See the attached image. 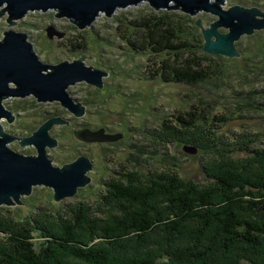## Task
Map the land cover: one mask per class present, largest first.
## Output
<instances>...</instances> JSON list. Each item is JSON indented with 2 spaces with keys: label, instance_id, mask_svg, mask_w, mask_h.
I'll return each instance as SVG.
<instances>
[{
  "label": "rangeland",
  "instance_id": "1",
  "mask_svg": "<svg viewBox=\"0 0 264 264\" xmlns=\"http://www.w3.org/2000/svg\"><path fill=\"white\" fill-rule=\"evenodd\" d=\"M221 5L225 9L235 5L257 7L264 12V0H226ZM5 8L6 5L0 6V12ZM178 8L156 10L144 1L119 8L111 16L104 12L84 28L72 22L75 18L57 17L58 9L31 10L15 19L14 25L8 22V11L0 17L1 41L6 31L23 32L44 63L83 59L86 65L108 74L101 88L87 81L66 88L71 99L85 108L81 116L75 115L61 101L41 102L35 95L3 100L16 116L12 122L7 118L0 120V131L3 129L17 136L10 143L13 150L37 155L35 146H22L21 139L32 135L48 119L59 117L65 123L56 124L50 130L51 136L58 140L56 147L48 149L54 164L62 167L85 155L93 162V168L88 172L90 182L79 188L74 196L58 201L53 188L35 186L30 195L20 199L23 204L0 206V219L10 221L17 229L35 228L46 221L52 225L60 218H71L72 211L89 207L94 212L105 211L102 217L111 221L119 209L104 201L108 193L106 181L126 179L125 175L133 174L147 182L149 176L172 172L185 179L206 182L203 163L220 159L227 148L232 151L242 145L264 148V28L252 35H243L236 42L238 55H214L202 50L214 58L223 57L228 71H218L217 75L196 85L165 83L161 78L150 76L154 67L149 65L153 64L154 55L133 50L127 39L132 36L131 21L162 10L188 13ZM190 15L199 23L197 27L201 33L220 19L208 11ZM50 26L64 32L63 38L51 39L47 32ZM219 31L227 33L230 29L221 26ZM203 41L205 44V38ZM202 108L207 122L198 125L208 134L216 132L207 136L209 145L212 141L216 150L190 151V144H182L175 137L164 142L160 137L159 129L165 119L173 120L182 112H199ZM80 128H106L124 136L115 142L89 143L76 138L75 131ZM3 235L0 232L1 239ZM242 247L238 249L241 251ZM245 248L249 249L241 255L252 258L254 263L264 264V257L256 254L255 249Z\"/></svg>",
  "mask_w": 264,
  "mask_h": 264
},
{
  "label": "trees",
  "instance_id": "2",
  "mask_svg": "<svg viewBox=\"0 0 264 264\" xmlns=\"http://www.w3.org/2000/svg\"><path fill=\"white\" fill-rule=\"evenodd\" d=\"M167 10L131 21L127 42L154 55L151 78L196 85L228 71L223 57L202 51L204 34L190 13ZM203 112L165 119L160 137L216 150L207 139L216 132L198 125L207 122ZM203 170L206 182L172 172L106 181L104 201L119 209L111 221L89 207L35 228L0 219V264H257L241 252L248 246L264 257V148H227Z\"/></svg>",
  "mask_w": 264,
  "mask_h": 264
},
{
  "label": "water",
  "instance_id": "3",
  "mask_svg": "<svg viewBox=\"0 0 264 264\" xmlns=\"http://www.w3.org/2000/svg\"><path fill=\"white\" fill-rule=\"evenodd\" d=\"M149 2L156 10L179 9L190 13L208 11L220 17L212 24V28L203 30L204 49L214 55H238L236 42L243 35H252L256 30L264 28V12L257 7L235 5L225 9L221 4L226 0H0V6L6 8L0 17L8 11V22L14 25L15 19L22 18L31 10H60L57 17L68 16L81 28L90 25L100 14L111 16L117 9L141 2ZM175 3L174 6L172 4ZM262 16L263 18H259ZM225 26L229 32L219 31ZM48 36L63 38L64 32L54 26L48 28ZM49 72H45L48 71ZM107 72L94 69L85 64L83 59L63 61L58 64L44 63L34 51L27 39V34L9 30L0 40V120L7 118L12 122L14 112L3 104V100L12 97L35 95L38 101H61L71 112L81 116L85 108L75 102L66 88L80 81H87L96 87H103ZM65 123L64 119L52 117L45 121L37 131L21 139V145H34L37 155H25L13 150L10 143L17 136L0 131V206L23 204L20 199L32 193L35 186L51 187L55 190V199L61 201L74 196L79 188L90 182L88 172L93 162L85 155L65 166H57L48 153V149L58 145L57 138L51 136L50 130L56 124ZM77 139L84 142H115L123 133H110L106 128L93 130L82 128L75 131ZM189 150H196L189 147ZM190 150V151H191Z\"/></svg>",
  "mask_w": 264,
  "mask_h": 264
},
{
  "label": "flooded vegetation",
  "instance_id": "4",
  "mask_svg": "<svg viewBox=\"0 0 264 264\" xmlns=\"http://www.w3.org/2000/svg\"><path fill=\"white\" fill-rule=\"evenodd\" d=\"M80 129H82V128H80ZM108 132H110L109 130H107ZM111 133V132H110Z\"/></svg>",
  "mask_w": 264,
  "mask_h": 264
}]
</instances>
